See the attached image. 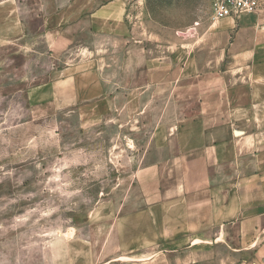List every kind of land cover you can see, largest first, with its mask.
<instances>
[{
	"label": "rangeland",
	"instance_id": "374dc122",
	"mask_svg": "<svg viewBox=\"0 0 264 264\" xmlns=\"http://www.w3.org/2000/svg\"><path fill=\"white\" fill-rule=\"evenodd\" d=\"M0 1V264H264V165L199 157L169 47L264 0Z\"/></svg>",
	"mask_w": 264,
	"mask_h": 264
},
{
	"label": "crops",
	"instance_id": "0c3cea01",
	"mask_svg": "<svg viewBox=\"0 0 264 264\" xmlns=\"http://www.w3.org/2000/svg\"><path fill=\"white\" fill-rule=\"evenodd\" d=\"M17 1H6L8 16L17 10ZM239 21L174 27L169 47L176 54L179 48L187 49L186 93L199 97L203 111L201 121L187 125V138L202 145L199 157L214 158L216 151H209L214 145L221 151L218 159H250L264 165V10ZM191 64L200 65L199 70L189 72Z\"/></svg>",
	"mask_w": 264,
	"mask_h": 264
},
{
	"label": "built area",
	"instance_id": "2783aa9c",
	"mask_svg": "<svg viewBox=\"0 0 264 264\" xmlns=\"http://www.w3.org/2000/svg\"><path fill=\"white\" fill-rule=\"evenodd\" d=\"M260 6L261 0H211L212 16L215 20L254 13Z\"/></svg>",
	"mask_w": 264,
	"mask_h": 264
}]
</instances>
